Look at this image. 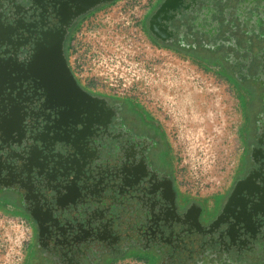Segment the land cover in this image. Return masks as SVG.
Segmentation results:
<instances>
[{
	"label": "flooded vegetation",
	"instance_id": "af4514ba",
	"mask_svg": "<svg viewBox=\"0 0 264 264\" xmlns=\"http://www.w3.org/2000/svg\"><path fill=\"white\" fill-rule=\"evenodd\" d=\"M117 1L0 0L1 97L23 102L28 137L0 143V202L30 220L22 264H264V0H149L142 16L148 43L249 96L244 153L208 209L179 192L149 114L79 78L74 36L117 20L102 13Z\"/></svg>",
	"mask_w": 264,
	"mask_h": 264
},
{
	"label": "rangeland",
	"instance_id": "374dc122",
	"mask_svg": "<svg viewBox=\"0 0 264 264\" xmlns=\"http://www.w3.org/2000/svg\"><path fill=\"white\" fill-rule=\"evenodd\" d=\"M147 1L118 0L104 8V14L114 9L118 19L104 16L78 31L74 64L81 80L91 79L87 86L130 99L149 114L165 137L179 192L208 209L223 196L244 153L249 96L218 66L202 67L148 43L142 32ZM30 233L26 215L2 200L0 264L25 262ZM113 263L140 261L127 256Z\"/></svg>",
	"mask_w": 264,
	"mask_h": 264
},
{
	"label": "water",
	"instance_id": "95a60500",
	"mask_svg": "<svg viewBox=\"0 0 264 264\" xmlns=\"http://www.w3.org/2000/svg\"><path fill=\"white\" fill-rule=\"evenodd\" d=\"M102 1L105 2L109 0H102ZM97 4H93V5L95 6ZM90 8L91 7H87L81 10L80 14L88 11ZM53 44L58 45L59 48H61L62 40L61 39L57 40L53 42ZM66 71H67L66 76L70 78L71 81L70 85H74L75 88L78 89L76 82L71 77V75H69L70 73L67 68ZM63 84L65 83H62V85ZM1 86L2 83L0 82V143L6 144L8 146H16V145H20L21 143L23 144L28 141V137H26L24 133L25 132L24 128L26 126V112L23 110V107L21 106L23 102L20 99L16 98V96L1 97V91H2ZM43 140L44 139H42L41 141L43 142ZM17 156L25 157L26 154H24L22 151L19 152Z\"/></svg>",
	"mask_w": 264,
	"mask_h": 264
},
{
	"label": "crops",
	"instance_id": "0c3cea01",
	"mask_svg": "<svg viewBox=\"0 0 264 264\" xmlns=\"http://www.w3.org/2000/svg\"><path fill=\"white\" fill-rule=\"evenodd\" d=\"M204 206V205H203Z\"/></svg>",
	"mask_w": 264,
	"mask_h": 264
}]
</instances>
